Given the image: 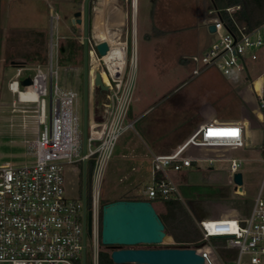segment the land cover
Returning a JSON list of instances; mask_svg holds the SVG:
<instances>
[{"label": "rangeland", "instance_id": "374dc122", "mask_svg": "<svg viewBox=\"0 0 264 264\" xmlns=\"http://www.w3.org/2000/svg\"><path fill=\"white\" fill-rule=\"evenodd\" d=\"M83 1L0 0V166L20 164L33 158L38 128L37 103L18 101L17 96L8 89V84L14 78L18 65L29 68L23 72L25 76L33 75L32 68L37 65L46 67L50 36L55 34L56 27L59 36L63 37V47L71 41L78 48L70 61L65 59L66 54H59L57 70L61 89H76L80 94L79 134L82 138L84 38L82 24H73L72 17L74 12L82 11ZM112 1L89 0L88 39L93 43L104 36L99 32L102 29L112 30L114 35L128 32L129 56L131 27L133 30L135 25L136 78L127 118L133 124L115 144L100 184L101 206L104 201L132 197L129 191L150 183V178L141 172L132 173L128 180H119V176L130 172L136 156L137 159L140 156L151 157L158 153L159 147H169L183 141L204 118L217 116L227 122L247 120L251 139L254 140L256 136L251 131L256 128L251 106L244 101L247 94L244 87L249 81L245 80L243 74L226 75L215 68H208L197 76H191L195 66L192 58L204 53L214 39L205 21L206 17H215L214 12L210 14L213 0H134L135 13L132 0H115L122 6L120 12L106 7ZM231 8V14L240 9L239 6ZM223 10L217 9L221 16ZM52 16H58L57 25L51 21ZM97 25L101 26V30L97 29ZM91 58L93 56L88 53V115L91 111L93 117L99 119L104 115L105 96L92 85L98 66L96 63L92 69ZM68 67L73 70H67ZM255 85H258L257 81ZM45 99L49 118V94ZM226 151L220 149V152ZM78 153H83L82 146ZM121 154L127 156L122 157ZM211 155L214 156V153ZM227 155L242 160L239 168L243 181L240 193L233 190L234 184L228 176L229 163L224 159H215L212 167L224 174L227 171V181L217 175L207 179L209 165L202 160L197 162L198 170L189 168L180 172L178 193H173L171 198L182 207V219L195 222L198 230L196 220L200 211L204 213L202 219L220 218L212 215L214 212L246 216L264 180V152L259 147L248 144L245 148L229 151ZM83 169L82 163L64 166L66 197L81 201L84 193L88 197L89 188L83 189ZM138 178L137 186L130 185V182L136 183ZM152 203L162 217L168 214L165 203L157 200H152ZM170 224L167 223L166 236H169ZM213 240L210 243L221 254L236 252L225 250V239ZM165 241L159 245L135 247L153 248L173 244L168 238ZM100 243L99 236V251L109 253L108 248ZM90 244L87 237L85 264H90ZM80 262L82 264V258Z\"/></svg>", "mask_w": 264, "mask_h": 264}, {"label": "built area", "instance_id": "2783aa9c", "mask_svg": "<svg viewBox=\"0 0 264 264\" xmlns=\"http://www.w3.org/2000/svg\"><path fill=\"white\" fill-rule=\"evenodd\" d=\"M232 9L228 7L226 11L230 13ZM213 12L215 17L209 18L207 24L214 25V31L210 32L214 39L204 53L192 58L195 66L191 76L208 68L226 75L243 74L249 81L244 87L247 93L244 101L251 106L256 124L251 131L256 133L255 139L250 137L247 120H212L199 125L171 153L152 154L151 181L142 192L147 200L164 202L178 193V185L169 173L190 168L199 160L211 166L215 159L226 160L232 182L242 160L228 156L229 151L251 144L264 152V22L254 27L234 22L230 27L216 8ZM58 20V16L51 17L56 25ZM127 34H115L112 41L100 35L93 43L87 35L88 53L95 58L102 80H107L108 91L104 92V115L99 119L91 111L87 115L86 149L80 155V94L76 89L62 90L58 84L57 65L63 37L59 36L57 27L50 36L46 67L37 65L32 68L33 75L25 76L23 72L29 68L18 65L8 89L17 98L20 90H32L36 94L38 128L32 160L0 166V264H77L83 252L86 258L88 210L90 264L99 263L100 184L118 138L133 124L127 120L136 78L132 27L129 56ZM102 41L108 44V50L100 56L95 46ZM113 48L117 51L110 57ZM26 77H30L31 83L22 86L21 80ZM257 80L259 83L255 85ZM48 94L49 118L45 99ZM232 130L237 134L232 135ZM71 163H82L85 175L91 163L90 190L88 197L85 194V202L64 195V166ZM197 226L203 244L199 248L189 247L196 248V253L204 259L203 264H264V180L246 216L202 219L197 221ZM213 235L229 236L225 239V250L236 252L222 255L210 243Z\"/></svg>", "mask_w": 264, "mask_h": 264}, {"label": "water", "instance_id": "95a60500", "mask_svg": "<svg viewBox=\"0 0 264 264\" xmlns=\"http://www.w3.org/2000/svg\"><path fill=\"white\" fill-rule=\"evenodd\" d=\"M88 4L84 0L82 11L73 13L72 23L83 27V124L82 149H86L87 115H88ZM214 31V25L208 27ZM98 55L103 56L108 50L105 41L96 46ZM63 50V47H61ZM31 83L30 77L21 80L22 86ZM93 83L101 94L108 91V84L102 80L101 73L96 71ZM234 190L241 191L242 175L240 172L232 176ZM86 187L85 169H83V189ZM85 202V193L83 195ZM91 236V214L87 211L86 237ZM227 235H213L212 239H227ZM167 238L165 228L152 201L144 200H114L101 206L100 242L109 250V258L114 264H203L204 259L196 253V248L189 246L164 245L153 248H137V245H159ZM202 245L197 246L199 248ZM85 264V252L82 256Z\"/></svg>", "mask_w": 264, "mask_h": 264}, {"label": "trees", "instance_id": "16d2710c", "mask_svg": "<svg viewBox=\"0 0 264 264\" xmlns=\"http://www.w3.org/2000/svg\"><path fill=\"white\" fill-rule=\"evenodd\" d=\"M74 2H77L79 0H73ZM213 5L216 9H222L224 8V13L221 16L225 25H228L230 27H233L234 22L237 24H245L248 27H254L262 22H264V0H213ZM235 7L239 6V10L235 11L234 13H227L225 11V7ZM213 7V6H212ZM69 44L65 47H63V50H60V55L66 54L65 59L70 61L73 60V57L77 53V46L74 42H68ZM90 169H91V163L87 166L86 171V187L90 190ZM89 173V174H88ZM142 196L139 197H127V198H120V199H126V200H144ZM116 199V200H120ZM114 201V200H113ZM108 201H104V203H107ZM166 209L168 214L165 216L159 217L162 220L164 224L165 230L167 229V223L172 224L171 230L168 232L170 238L173 240V245L178 246H199L202 245L203 242L201 241V234L199 230L196 227L195 222H189L188 220H183L181 213L183 214V209L179 205L177 200H172V198L168 199L167 201H164ZM103 205V204H102ZM100 217H101V210H100ZM202 220L197 219L196 221ZM99 229H100V223H99ZM100 236V231H99ZM221 241H224V239H219ZM212 241H215L212 239ZM218 241V240H217ZM101 244V243H100ZM102 245V244H101ZM225 255L226 253H222ZM98 264H114L110 258L109 253L106 250L99 251L98 254ZM77 264H81L80 261Z\"/></svg>", "mask_w": 264, "mask_h": 264}, {"label": "crops", "instance_id": "0c3cea01", "mask_svg": "<svg viewBox=\"0 0 264 264\" xmlns=\"http://www.w3.org/2000/svg\"><path fill=\"white\" fill-rule=\"evenodd\" d=\"M137 3V2H136ZM112 4L116 7V8H118L119 9V11L121 10V8H122V6L119 4V3H117L116 1H112ZM212 9L211 10H214L215 9V6L213 5V3H212ZM136 8V7H135ZM210 10V11H211ZM210 14H212V13H210ZM208 20H209V17H206V23L208 22ZM135 24V23H134ZM209 27V26H208ZM97 29H101V27H99V25H97ZM100 32H102V31H100ZM134 32H135V25H134ZM102 34V33H101ZM212 120H217V121H220V122H227V120H225V119H221V118H219V117H217V116H211V117H207V118H204V119H202V120H200L199 122H198V125H197V127L199 126V125H201V124H203V123H206V122H209V121H212ZM196 127V128H197ZM195 128V129H196ZM194 129V130H195ZM193 130V131H194ZM226 132V131H225ZM186 140V138L183 140V141H181V142H179V143H174V144H172L171 146H169V147H159L157 150H158V153H156V154H168V153H171L172 151H174L178 146H180L184 141ZM126 154H121V156L122 157H124ZM127 156V155H126ZM150 160H151V157H141L140 156V158H138L137 159V156L135 157V160H134V163L131 165V167H130V172L128 173V174H126V173H124V174H122L121 176H119V180L120 181H124V180H128L129 179V177L132 175V173H137V172H141V173H143V175H146V177H149L150 179H149V181H151V176H152V170H151V162H150ZM209 165V164H208ZM196 166H197V164H193L191 167H190V169L191 168H195L196 170H198L199 168H196ZM186 169H188L189 170V168H186ZM185 170V169H184ZM184 170H182V171H184ZM187 170V171H188ZM182 171H180V172H182ZM180 172H170L169 173V177L177 184V185H179V184H181V183H178V181H180V178H181V176H182V174H180ZM227 172V171H226ZM225 172V174L224 173H221V172H218V171H216V170H214V168L211 166V165H209V167H207V170H206V176H207V179H212L215 175H217V176H220L221 178H224V179H226V181H227V173ZM180 174V175H179ZM229 174V173H228ZM142 175V176H143ZM229 176V175H228ZM141 177V176H140ZM137 182L135 183V182H133V183H131L130 182V185H132V186H137V183H138V181H139V178L136 180ZM144 191V186L143 187H139L137 190H132V191H129L128 192V194L130 195V196H132V197H139V196H142V192ZM160 202V201H159ZM162 203V202H161ZM164 203V202H163ZM154 206V205H153ZM155 208V207H154ZM203 215H204V213H202L201 211L197 214V216H198V219H202L203 218ZM212 215H215L216 217H231V216H237V217H243V216H239V215H237V214H227V213H223V215L222 214H220V213H217V212H214V213H212ZM196 223H197V221H196ZM167 238L170 240V242L172 241V243H173V240L170 238V236H167ZM166 238V239H167Z\"/></svg>", "mask_w": 264, "mask_h": 264}, {"label": "bare ground", "instance_id": "6f19581e", "mask_svg": "<svg viewBox=\"0 0 264 264\" xmlns=\"http://www.w3.org/2000/svg\"><path fill=\"white\" fill-rule=\"evenodd\" d=\"M115 1V0H114ZM132 4H133V13H135V9H134V6H135V3H134V0H132ZM108 6H106V7H108L109 9H111V10H114V11H117V12H120L119 11V9L118 8H116L112 3H108L107 4ZM100 10V9H99ZM112 12V11H111ZM110 13V12H109ZM108 13V14H109ZM97 23V22H96ZM99 23V22H98ZM100 26V25H99ZM101 27V26H100ZM104 27V26H103ZM113 29V28H112ZM99 30V29H98ZM101 30V29H100ZM96 31V30H95ZM100 32V31H99ZM102 33L104 34V36H102V37H104V38H106V39H109L110 41H112L111 39L114 37V31H112V30H106L105 31V29L103 30L102 29ZM133 34L135 35V32H134V25H133ZM98 37V36H97ZM117 50H116V48H113L112 49V51L109 53V56L110 57H112L113 55V52L115 53ZM96 64V61H95V58L93 57V58H91V63H90V65H91V67H92V69L94 68V65ZM104 82H106L107 83V80L106 79H104ZM257 82L259 83V80H257ZM92 85H94L95 86V84L94 83H92ZM96 87V86H95ZM97 88V87H96ZM18 100L20 101V102H30V103H35V102H37V99H36V94L32 91V90H29L28 92H23V91H21L20 90V92H19V96H18Z\"/></svg>", "mask_w": 264, "mask_h": 264}, {"label": "snow or ice", "instance_id": "6c2138e0", "mask_svg": "<svg viewBox=\"0 0 264 264\" xmlns=\"http://www.w3.org/2000/svg\"><path fill=\"white\" fill-rule=\"evenodd\" d=\"M231 134H232V135H236L237 133H236L235 130H232Z\"/></svg>", "mask_w": 264, "mask_h": 264}, {"label": "flooded vegetation", "instance_id": "af4514ba", "mask_svg": "<svg viewBox=\"0 0 264 264\" xmlns=\"http://www.w3.org/2000/svg\"><path fill=\"white\" fill-rule=\"evenodd\" d=\"M76 24V23H75Z\"/></svg>", "mask_w": 264, "mask_h": 264}]
</instances>
